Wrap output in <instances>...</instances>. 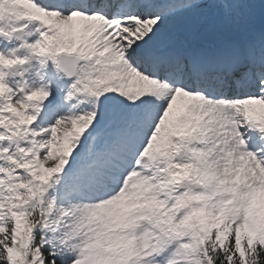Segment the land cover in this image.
Returning <instances> with one entry per match:
<instances>
[{
  "label": "snow or ice",
  "instance_id": "obj_1",
  "mask_svg": "<svg viewBox=\"0 0 264 264\" xmlns=\"http://www.w3.org/2000/svg\"><path fill=\"white\" fill-rule=\"evenodd\" d=\"M0 264H264V0H0Z\"/></svg>",
  "mask_w": 264,
  "mask_h": 264
}]
</instances>
